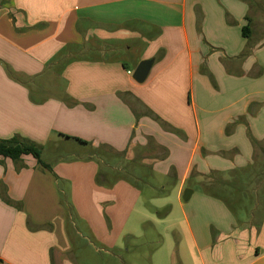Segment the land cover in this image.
Listing matches in <instances>:
<instances>
[{"label": "crops", "instance_id": "obj_1", "mask_svg": "<svg viewBox=\"0 0 264 264\" xmlns=\"http://www.w3.org/2000/svg\"><path fill=\"white\" fill-rule=\"evenodd\" d=\"M256 11L254 0H0V139L42 147L52 168L0 158V264H89L91 247L117 258L153 234H178L180 264H264ZM98 148L112 153L108 173ZM139 183L162 195L157 209L170 204L162 219ZM75 236L90 241L84 263Z\"/></svg>", "mask_w": 264, "mask_h": 264}, {"label": "rangeland", "instance_id": "obj_2", "mask_svg": "<svg viewBox=\"0 0 264 264\" xmlns=\"http://www.w3.org/2000/svg\"><path fill=\"white\" fill-rule=\"evenodd\" d=\"M255 5H257V11L255 12V26L254 28L257 30H260V34H264V1L263 0H254ZM87 154H89V149L86 150ZM94 153V154H93ZM91 155H95L97 159H99L102 162V168H104V173H108V167H107V158L109 157L111 158L112 153L108 152L105 149H94L90 151ZM258 160H257V164H256V169L253 171L252 173V180L254 181L255 185H258V181H257V177L259 176H263L264 173V151H260L258 153ZM46 158V157H45ZM127 168V165L126 167ZM110 174V173H109ZM262 179H264V177H262ZM264 181V180H263ZM140 187L142 189V191H144V196H145V202H146V207L154 212L157 211L158 212V216L161 217V219L166 216L170 210H171V206L170 204L164 206L161 209H157V206H159V204L162 203L161 199H162V195L161 194H157L156 195V191L153 190L150 187H145L143 183H139ZM154 184V183H153ZM155 185V184H154ZM257 188L256 186H253L251 188V191L253 189ZM255 191V190H254ZM254 191H252L254 193ZM260 193H258L260 200H264V184L262 186V188L259 190ZM257 194V193H256ZM256 194H250L251 196L255 195V197L257 196ZM254 198V196H253ZM245 201V200H244ZM246 205H250L251 203V199H247L246 201ZM75 223H78L77 219H75L74 221ZM79 225V224H78ZM70 230L72 232H74L73 227H69ZM76 240H75V245L76 248L74 250V252L77 254V256L80 259L81 263H84V259L82 256V251H81V247L82 246H87L89 247V239L87 238V240H84L83 238L80 239V237L75 236ZM86 237H88V235L86 234ZM180 237L178 236V234H172V235H168V237H166L165 235L162 236H158L153 234V237L151 238L149 244L146 246L143 244V241H139L136 242L137 244V249L135 248V252H127L125 250L126 246L128 244L130 245H134L133 241H125V247H124V251H120L118 253L117 258H113L111 256H108L105 252H102L100 249V246H94L95 249L99 250L98 253H96L95 249L93 247H89L91 250L87 251V255H88V262L89 264H131L132 262H134L135 264H144L143 262L149 264L150 261H158V263L160 264H167L169 262H167V260L165 259V255H167L168 253L171 254L172 260L174 264H180L178 262V242H179ZM138 250V252H137ZM140 250V251H139Z\"/></svg>", "mask_w": 264, "mask_h": 264}, {"label": "trees", "instance_id": "obj_3", "mask_svg": "<svg viewBox=\"0 0 264 264\" xmlns=\"http://www.w3.org/2000/svg\"><path fill=\"white\" fill-rule=\"evenodd\" d=\"M250 34H251V30L249 25H247L246 27L243 28V36L248 39ZM72 139L82 145H88L86 142H83L82 140L75 138ZM101 149H105V148H101ZM28 156L33 157L43 169L52 172V168L49 165H46L41 159L42 147L37 146L31 143L29 140L23 139L19 136H15L8 140L0 139V158L9 159L13 162H18L21 161L23 157H28ZM97 182L99 184L102 183L98 177H97Z\"/></svg>", "mask_w": 264, "mask_h": 264}, {"label": "water", "instance_id": "obj_4", "mask_svg": "<svg viewBox=\"0 0 264 264\" xmlns=\"http://www.w3.org/2000/svg\"><path fill=\"white\" fill-rule=\"evenodd\" d=\"M153 63H154V61L152 59L142 61L137 66L136 70L134 71L133 79L139 84L144 83L149 76V73L152 69ZM190 194H191V192H189V190H186V192L184 194V200L185 201H187L190 198Z\"/></svg>", "mask_w": 264, "mask_h": 264}]
</instances>
